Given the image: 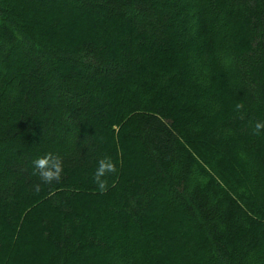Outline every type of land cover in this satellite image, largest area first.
<instances>
[{
  "label": "trees",
  "instance_id": "16d2710c",
  "mask_svg": "<svg viewBox=\"0 0 264 264\" xmlns=\"http://www.w3.org/2000/svg\"><path fill=\"white\" fill-rule=\"evenodd\" d=\"M0 264H264V0H0Z\"/></svg>",
  "mask_w": 264,
  "mask_h": 264
},
{
  "label": "clouds",
  "instance_id": "9594fccd",
  "mask_svg": "<svg viewBox=\"0 0 264 264\" xmlns=\"http://www.w3.org/2000/svg\"><path fill=\"white\" fill-rule=\"evenodd\" d=\"M261 127L260 125H257V128ZM50 157H53L54 159H58L54 156H45L44 158L36 160L35 166L36 168L40 169V174L44 178L45 182H51L52 180L56 179L58 180L60 178V165L59 164H51L50 163ZM115 165L113 163L101 161L99 168L96 172V178L99 188L102 190L104 188V181L100 180L99 177L104 176L106 172L111 173L114 172Z\"/></svg>",
  "mask_w": 264,
  "mask_h": 264
}]
</instances>
